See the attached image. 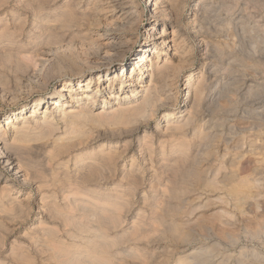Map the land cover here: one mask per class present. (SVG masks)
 Segmentation results:
<instances>
[{
  "label": "bare ground",
  "instance_id": "obj_1",
  "mask_svg": "<svg viewBox=\"0 0 264 264\" xmlns=\"http://www.w3.org/2000/svg\"><path fill=\"white\" fill-rule=\"evenodd\" d=\"M6 1L0 0V7ZM142 1L149 8L146 22L149 42H142L134 50L132 47L138 42V23L144 12L138 0H62L59 6V0L18 1L20 6L35 18L34 35L30 36L28 47L21 52L10 50L14 43L8 42L0 54L1 64L6 67L12 64V69L15 67L13 70L26 69L35 79L40 78L46 67L50 66L49 75L60 84L59 88L51 93V97L49 95V100L42 101L38 97L33 101L28 117L20 118V111L18 114L5 116L1 122L3 128L0 126V179L4 175L3 172L13 177L19 186H26L38 179L36 183L41 189L39 194L44 196L45 191L51 192L46 198L50 200L46 202L45 198L42 199L40 203L43 204L37 211L40 216L45 214L46 220H42L38 215L39 224L27 235L32 239L35 256L28 258L25 255L28 248H21L14 256L18 264H150L154 262V253L149 254L144 248V240L148 239L150 234L160 232L176 243L185 244L186 248L190 246L191 240H194V233L205 240L208 239L207 235L211 234L221 241H235L232 240L233 236H228L225 232V227L233 220L225 208L232 207L242 212L245 203L258 205L259 190L264 187V180L257 177L264 165V156L260 154V151H264V105L254 103L250 106V111L244 112L241 118L242 132L248 135L245 137L241 134L242 137L235 142L234 149L230 147V151L226 146L223 154L216 159L218 145H227L228 142L218 130L223 127L225 119L212 116L220 111H227L228 100L232 96L230 87L236 80L228 77L224 81L225 76L231 74L227 68L231 63L228 62L219 86L210 88V92H207L210 87L208 84L212 82H209V74L204 76V73L214 67L210 57L218 55L221 49L218 44H214L215 41L211 46L206 41L212 30L209 26L205 27V15L208 12L206 8L208 9L210 2L215 0H199L192 11L194 17L189 25L195 40L202 47L199 57L208 62L205 63L207 69L203 67L199 75L190 73L185 76L188 90L185 98L183 96L182 105L179 106L176 101L178 92H175L173 86L178 74L185 66L190 65L192 56V47H188V50L184 48L188 46L186 31L178 23L183 0ZM222 1L224 5L227 4V13L225 18H221L220 23L216 24L214 31L221 34L224 32L226 37L233 35L238 38L233 44H225L227 49H235L230 55L232 63L247 61L253 65L251 67L263 70L264 0ZM167 15L169 19L166 23L163 17ZM91 22L102 24L104 32L90 41H87L90 37L79 38L82 47L79 51L72 49L73 45L69 43L65 44L63 49L58 47L64 32L80 28L84 25L81 23H87V27L91 26ZM167 25L173 28L170 37L158 42L163 36H168L164 30ZM22 27L21 24H13L15 31L21 30ZM156 27H159L160 31H156ZM9 30H2L0 38H5ZM231 39L234 40V37ZM235 44L237 47H234ZM53 51L55 54H52ZM128 53H131L129 60L121 64ZM13 70L12 72H15ZM256 83L255 79L254 84ZM1 84L3 85L2 82ZM253 90L254 88L248 91L252 93ZM260 94H253L252 101L256 102ZM97 103L101 107L96 109ZM232 109H235L234 106ZM156 114L163 115L164 125L157 126L153 132L143 131V135L137 139L136 151L141 161L146 164L145 169L134 170L136 158L132 156L128 170L119 176L121 185L109 186L107 178L112 172L114 152L105 153L102 145L98 151L84 153L88 146L86 140L90 138L89 131L86 133L87 131L83 130L85 123L134 126ZM31 143L44 145L43 164L34 161L33 155L39 147L30 146ZM245 144L248 146L247 151L243 149ZM215 156L217 163L215 161L214 166L209 165L211 157ZM245 157L249 159V166L241 170V161ZM56 160L58 163L54 168L52 163ZM69 163L72 164L69 166ZM146 177L150 178L149 194H159L158 198L151 200L146 197L144 191L140 192V186ZM192 191L218 194L214 201L204 200L208 205H219L218 211L216 209L212 214L218 223L217 226L211 224L204 233L190 229L192 220L193 223H199L198 218L192 217L197 207L193 208L195 210L190 207L186 210L181 202L173 203ZM8 194L10 190L6 186L1 196L9 200ZM137 194L142 195L139 200L143 206L152 207L150 216L145 220L144 212H139L138 217L131 221L128 227V224L124 226L123 215L126 209L131 207V200ZM196 196H192V199L195 200ZM213 198L214 196L212 200ZM23 202L26 203L27 199ZM23 202L13 198L6 202V205L3 204L7 206L10 217H13H9L10 219H15L17 213L23 212L26 207ZM156 209H159V213ZM0 211L3 212L2 206ZM2 214L0 213L1 216ZM29 215H25L24 223L31 220ZM257 220L259 223L256 227L247 232L251 238H258L264 231V213ZM50 223L53 225H49ZM215 247L218 245L196 250L190 248L187 251L189 253L179 257L176 264H227L230 259L228 256L223 255L220 260H213L210 254ZM251 251L252 254L245 256L248 251L241 249L239 257H236V254L234 258L235 264H264L263 254L260 256L253 252L254 250Z\"/></svg>",
  "mask_w": 264,
  "mask_h": 264
},
{
  "label": "rangeland",
  "instance_id": "obj_2",
  "mask_svg": "<svg viewBox=\"0 0 264 264\" xmlns=\"http://www.w3.org/2000/svg\"><path fill=\"white\" fill-rule=\"evenodd\" d=\"M18 1L19 0H7L5 2V4L2 7H0V33L2 32V30H5L6 28H8V29H10L8 34L11 36L10 37L7 34V36H5V38H2V39L0 38V47H2L0 50V54L2 53L3 47H6L8 42L14 43L11 46L10 50H12L13 52H17V51L21 52L22 50L26 49V47H28L27 42L30 40V36L34 35L33 34V31H34L33 26L35 25V18L32 17L30 12L25 11L20 6ZM59 1L60 2H58V6L62 3V0H59ZM138 1H139L138 4L141 7V10L144 12H143L142 17H141V21H140L141 23L140 22L138 23V31H137V34H138V40L137 41L138 42H136L135 45H133L132 50H134V48H137L140 44H142V42H145V41L149 42L148 37H147L149 31H148V28L146 27V22L148 19V12L147 11L149 8L145 5V3L142 0H138ZM198 1L199 0H183V5L181 6V12H180L181 17L179 18V21H178L179 26L181 28L183 27L182 29L186 31V38H187L186 43L188 46H184V48H186L188 50L189 49L188 47H192L191 52H190V55H192L191 61H190L191 63L187 67L185 66V68L178 74V76L176 77L177 81L175 80V84L173 86V88L175 89V92H178L177 97H176V101H177L178 106L180 104L182 105V102H183L185 95H186V92L188 90L187 84L185 83V76L190 74V73H194V75H196V76L199 75V73H201L203 67L205 68V63L208 62L204 58L202 59L199 57L200 50H202V47L198 44V41L195 40V38H194L195 35L193 34L194 32L191 29V25H189L191 19L194 17L193 16L194 14L192 13V11L195 7V4ZM226 6H227V4L224 5V2L222 0H220V1L215 0V1L210 2V4L207 6L208 9L206 8V10L208 12L205 15V21H204L207 25L205 27L209 26L212 29V30L210 29L212 33L210 32V35L207 34L208 39L206 38V41L208 42V45L209 46L213 45L212 43L215 41L214 44L216 43L221 47V49H219V52H220L218 54L219 56L216 54L214 56L215 58L210 57L211 60L209 59L212 63H214V67H211L212 69L210 68L209 70L207 68H205L207 70H205L204 76L209 74V76L211 78L209 80V82H212V83L208 84L210 87H208L207 92H210L209 91L210 88L219 86L220 79L225 74L224 68L227 67L226 64L228 62L231 63L230 67H227L231 71V74H230L231 76L226 75L224 81H226V79H228V77H229V79L231 78L233 81L236 80L235 84H233V85L231 84V87H230V89L232 91V96L228 100L229 102H228V106H227L228 107L227 111H225V113L224 112L222 113L220 111L219 112L220 114L219 113L213 114V116H212V117H215L216 119H218V118H220V119L223 118V120L225 119L223 127H219L218 130L223 133L224 139L228 143H227V145H224L223 143L222 144L220 143L218 145V147L216 149L217 150V152H216L217 158H216V156L211 157L210 164H209L211 166H214L217 163L215 158L217 160L219 159L218 156H221L223 154V149L226 146L228 147V149L231 147L233 150L234 149L233 147H235V142L239 139L240 135L243 134L242 136H245V137L248 135V134H244L242 132L241 122L243 123V121L241 120V118H242V115L244 114V112L250 111V109L254 103L256 105H258V104L264 105V84H262V82H263V70L264 69L263 70L259 69V68L255 69V68L251 67L253 65H251L250 62L247 63V61H244L243 63L239 62L238 64L232 63V61L230 59V55H231V53L235 52V49H232V47L227 49L225 44L229 43V42H230L229 44H233L238 40V38L236 36H233V35L226 37V35L225 36L223 35L224 32H223V34H221V33H218L217 31H214L215 30L214 27L216 26V24H219L220 21L223 18H225V14L227 13V9H226L227 7ZM163 18H164V21L167 23L168 19H169V15H167L166 17H163ZM216 20H218V21H216ZM17 23H18V25L21 24L23 27L21 30L15 31V30H13V24H17ZM91 23H92V25L91 26L89 25L88 27L85 26V25H87V23H81V24H84L81 26L82 28L81 27L80 28H74L68 32H64L63 36L61 37V39L59 41L60 46L58 45V47H60V49H61L63 46L65 47L69 43V45H73V47L71 46L72 49H76V51L77 50L79 51L80 47H81V45L79 43V42H81V39H79V38H83V36L87 37V38L90 37L87 39V41H90V39H95L98 35H100L101 33L104 32L105 29H104L102 24L98 25V23H96V22H91ZM211 26H213V27H211ZM156 29H157L156 31H160L159 27H156ZM172 29L173 28H171V26H169V27H168V25L165 26L164 30L166 31V33H168V36H163L160 39V41H158V42H162V41L166 40L168 37H170L169 34H171ZM73 30H75V31H73ZM84 30H85V32H84ZM79 32L80 33L82 32L83 34L82 33L80 34ZM74 33L78 36L74 35ZM233 37H234V40L231 39ZM70 38H72V39H70ZM75 38H77L79 40H77ZM223 44H224V46H223ZM234 47H237V44H235ZM52 54H55V51H53ZM130 56H131V53H128L123 58V60L121 61V64H125L129 60ZM2 64L0 61V66H1L0 67V77L6 76V77H1L2 79L0 78V126H2V128H3V123H1V122L5 116L12 115V114H18L20 111H22L20 118L28 117L30 115V108H31V105L33 104V101L35 99H37L38 97H40V99L42 101L49 100L48 99L49 95L51 97V93H53L55 90H57L59 88L60 84H58L57 80L52 79V77L49 75L50 66L46 67V69L44 70V72L40 78L35 79V78L31 77L30 73L27 72L26 69H24V71L23 70L18 71L16 69L13 70L15 67L12 69V67H13L12 64L7 65V67L4 64L2 66ZM241 64H243L245 67ZM239 65H240V67H239ZM246 68H247V70H246ZM252 69H254V70H252ZM12 70L15 72H12ZM213 70H215V71H213ZM232 70H233V72H232ZM240 70L243 73L242 72L240 73ZM257 70L260 73L257 72ZM209 72H211V73H209ZM11 73L13 75H10ZM249 74H251V75H249ZM252 75H254V76H252ZM236 76H238V77H236ZM10 78H12V79H10ZM4 79L6 82L4 81ZM255 79H256V82L258 84L257 83L254 84ZM217 80H219V81H217ZM19 81H20V84H19ZM1 82L3 83V85L1 84ZM214 84H216V85H214ZM15 85H16V87H13ZM239 87H240V90H239ZM253 88H254V90L252 93L248 91V90L253 89ZM233 89H235L236 91L238 90V92L233 91ZM256 92H260L261 94H260L258 100L256 102H254V101H252L253 100V94H255ZM246 93L248 94L247 96H246ZM250 95H251V97H250ZM183 96H184V98H183ZM245 97H246V99H244ZM247 98H248V100H247ZM242 100H244L245 102ZM245 103H247V104H245ZM232 105L234 106V108L236 110L232 109L233 108ZM99 107H101V106L99 103H97L96 109ZM226 113H228V114H226ZM228 117L230 120H228ZM164 120H165V118L163 119L162 114H156L154 117H152L150 119L146 118V119L139 121L134 126H124V127L119 126L118 127V125H107V123H104L106 125L100 124V123L97 125H96V123H94L95 125H93V124H90L91 122H89V124L85 123L83 130L85 132L87 131L86 133H88V131H89L88 137L90 136V138H88L86 140L87 141L86 145H88V146H87L86 150H84V153L86 151L90 152L91 150L94 152L98 151L99 148L102 147V145L104 146L103 151L105 150L104 151L105 153H108V151L114 152L113 153L114 163H112V167H111L112 172L110 173V176H109V178H107V180H108L109 186H111V187L119 186V185H121V178L120 177L123 175L122 173L124 171L128 170L129 165L131 164L132 156L136 158L135 162H134L135 165L133 166V169L134 170H137V169L142 170V168L145 169L146 164L143 161H141L140 155L137 154V151H136V150H138L137 139H138V137L140 138L143 135V131L153 132L156 130L157 126H163ZM205 120L207 121L208 118H205ZM141 122H143V123H141ZM101 123H103V122H101ZM231 124H232V126H231ZM98 125H101L102 127H100ZM130 127L133 129L131 130ZM239 128H241V129L239 130ZM225 132L228 133L227 135L228 136L230 135L231 138L228 137ZM59 133H61V130L59 131ZM224 133H225V135H224ZM31 145L39 147L38 151L36 153H34V155H33L34 161L37 160L36 162L39 161L38 163L43 164L44 161H43L42 155L45 151V148L43 149L44 145H42L40 143H38V144L31 143L30 146ZM246 145L247 144H245L243 146V149L248 150V148H247L248 146H246ZM262 145H263L262 150H264L263 149L264 143H262ZM221 146H223V148ZM231 148L229 149L230 151H231ZM260 148H261V146H260ZM41 150H43V151H41ZM104 152H102V153L105 154ZM260 154L263 157L264 151H260ZM64 160L67 161V158L64 157ZM57 161L58 160H56L54 163H52L54 168L57 166L56 165L58 163ZM215 161H216V163H215ZM60 162H62V161H60ZM71 164L72 163H69V166ZM137 166H139V167H137ZM248 166H249V159L247 157H245L241 161V165H240L241 170L242 169L245 170ZM263 170H264V165H263L262 169L260 170L259 175L257 176L258 179L264 180V171ZM3 174H4L3 177L0 179V198H1L0 199V206L3 207V212H4L3 213L0 211L1 214L3 213L2 214L3 216L0 215L1 216L0 217V224H2V225H0V264L1 263L2 264H18V262L15 260L14 256H16L19 253V249H21V248L23 250L28 248V250L25 251L26 252L25 255L28 256V258L35 256V253H33L34 248L32 247V243H31L32 239L29 238V236H27V235L32 229H35L37 227L36 224H39L37 222L40 221V220L39 221L37 220L39 217L40 218L42 217V220H46L45 214L43 216L42 215L40 216L39 213H37V211H38V207L41 204H43V203H40V201L42 199L45 198L46 202H47V200H50V199H46V198L51 194V192L45 191L44 196H41L39 194L41 192V189L38 188V185L36 183L38 181V179L37 180L35 179L34 181L28 183L29 185L27 184L26 186H23V185L19 186V184L15 181V179L13 177L7 176V174L5 172H3ZM12 179H13V181H12ZM6 186L10 190V194H8L9 196H7V199L10 198L9 200H6V198H2V196H1L2 191L4 188H6ZM140 187H141V189H139L140 192L144 191V193L146 194V197L148 196L147 197L148 199L152 200L153 198H158L159 194L155 193L154 194L155 196L154 195L151 196L149 194V191H150V178L149 177H146L144 179V183H142V185ZM35 188H37V189H35ZM260 188H261L259 190L260 196H258L260 199L257 198V199H259L257 206L254 205L253 203L252 204L245 203V204H243V211H242L243 213L236 210V209H233L232 207L231 208L230 207L225 208L229 217L231 216L233 218V220L229 221L228 226L225 227V232L228 236H231V237L233 236L234 239H232V240H235V241H231V239H230V241L227 239H225V240L223 239V241H221L220 238H217L211 234H208L207 235L208 239L205 240L203 237H200L199 234L194 233V234H192V238H194V240H191L190 246H187V248H186V246H184L185 244L176 243V242L172 241L169 238V236L165 237V236L161 235L160 232H158V233L154 232V233L150 234L148 239L144 240V248H145L146 252L149 254L154 253L153 254L154 262L152 261L150 264H176L179 257L185 256L186 254L189 253V252H187L188 249L193 248L194 250H196V249H200V248H210L214 244L218 245V247H215L210 255L213 257V260H215V261L220 260L222 258V256L224 255V256L230 257L227 264H235L234 258L239 257V252L241 249L248 251L247 252L248 254L245 253V256L252 254V253H250V252H252L251 251V249H252V250H254L253 252L258 253L260 256L263 254L262 257H264V231L258 238H251L247 234L249 229H254L256 227V224L259 223V220H257V219L259 218L260 215H263V213H264V187H260ZM210 193L211 192H206V191H203V192L192 191V192L187 193L186 195L182 196L180 199L181 201L180 200L179 201H176V200L173 201L174 204H177V203L180 204V202H181L182 206L186 210H188L190 208H192L191 210H195L193 208L197 207V210L194 211V214L192 217H195V219L198 218L197 221L199 220L198 221L199 223H196V222L193 223L194 220L191 219L192 220L190 222V229L191 230H195L197 232L203 231V233H204L206 231V229L211 226V224L214 223V225L217 226L216 224H218V223L216 222V219H215V217L212 216V214L215 212L214 210L217 209L216 211H218L219 205L211 206V205H208L209 203H205L206 201H204V200L214 201V199H216L218 194L213 193V192H212V194H210ZM196 194H198V196H196ZM261 194H263V195H261ZM141 196L142 195L137 194L131 200V203H132L131 207H129L128 210L126 209V213L123 215L124 219H125L124 226H126L128 224L127 225V227H128L130 225L131 221H133L135 218L138 217L137 213H139V212L140 213L144 212V219L145 220L150 216V212H151L150 208H152V207H149V206L147 207L146 205H144L147 209H149V210H147L143 206L141 201L139 200L141 198ZM192 196H196L195 200L192 199V198H194ZM213 196H214V198L212 200ZM13 198L16 200L19 199L22 202H23V200L27 199V202L26 203L23 202L24 204H26V207H24L23 212H20V213H22V215L20 213H17V215L14 216L15 219H10L13 217L12 216L10 217L11 214L7 213V211H8L6 208L7 206H3V204L6 205L8 203V201L10 202V200H12ZM196 198H197V200H196ZM185 199H187V201ZM201 200L203 201L202 204H201V202H202ZM156 210H157V213H159V209H156ZM27 214L28 215L30 214L29 217H31L30 218L31 220L24 223L23 220L25 219V217H26L25 215H27ZM231 214H233V215H231ZM248 214H249V216H247ZM38 215H39V217H38ZM4 216H5V218H4ZM240 216L243 218H241ZM1 218H4V219H1ZM201 219H204V221H200ZM1 220H3V221H1ZM18 221H20V222H18ZM247 221H249V222H247ZM55 223L57 224L58 222L56 221ZM248 223L250 224V226ZM192 224H194V225H192ZM49 225H53V224L50 223ZM230 226L232 227V229ZM22 236H24V237H22ZM205 236H206V234H205ZM224 241H227V242H224ZM212 243H214V244H212ZM22 246H24V248ZM31 247H32V249H31ZM236 252H238V253H236ZM236 254H237V256H236ZM127 264H128V262H127Z\"/></svg>",
  "mask_w": 264,
  "mask_h": 264
}]
</instances>
